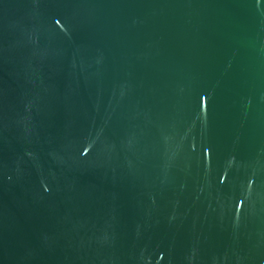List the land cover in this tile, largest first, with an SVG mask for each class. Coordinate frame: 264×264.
<instances>
[{"label":"water","instance_id":"95a60500","mask_svg":"<svg viewBox=\"0 0 264 264\" xmlns=\"http://www.w3.org/2000/svg\"><path fill=\"white\" fill-rule=\"evenodd\" d=\"M0 264H264V0H0Z\"/></svg>","mask_w":264,"mask_h":264}]
</instances>
